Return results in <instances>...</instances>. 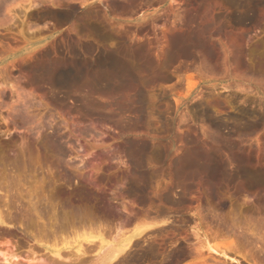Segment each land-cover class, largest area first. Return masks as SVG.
<instances>
[{
    "label": "rangeland",
    "instance_id": "374dc122",
    "mask_svg": "<svg viewBox=\"0 0 264 264\" xmlns=\"http://www.w3.org/2000/svg\"><path fill=\"white\" fill-rule=\"evenodd\" d=\"M12 150L51 238L3 230L0 260L264 264V0H0Z\"/></svg>",
    "mask_w": 264,
    "mask_h": 264
},
{
    "label": "bare ground",
    "instance_id": "6f19581e",
    "mask_svg": "<svg viewBox=\"0 0 264 264\" xmlns=\"http://www.w3.org/2000/svg\"><path fill=\"white\" fill-rule=\"evenodd\" d=\"M38 134H39V136H37V139H38V137H42V132L41 133H39L38 132ZM37 134V135H38ZM76 135V134H75ZM43 138V137H42ZM40 139V138H39ZM66 138H65V135L61 132V130H59V129H57V130H52V131H50L49 133H47V135H46V141L50 144V150H51V153H52V151H53V154L55 153L56 154V156H58V155H60V156H62L63 158H65L64 156H67L68 154H69V151L67 150V148L63 145V140H65ZM40 142H41V140H39ZM48 143H47V145H48ZM43 144H44V142H43ZM43 144H42V146H43ZM37 145V144H36ZM46 147V145L44 146V148ZM48 147V146H47ZM47 147L45 148V149H47ZM31 149V148H30ZM44 149V150H45ZM49 150V149H48ZM30 151V150H29ZM46 151V150H45ZM50 152V151H49ZM20 154L21 153H18V151H14V150H12V154H5L4 155V157H2L3 158V160L4 161H0V167L2 168V173L4 174H9L7 171H9V170H7L6 172H4L5 170H4V168H6V169H11L12 171H14V173L12 172V173H10V174H15L16 175V173H15V171L16 170H21V168L20 167H24V169L27 167L28 168V162L29 161H19L20 160ZM30 154V152H28V155ZM24 155V153H22V156ZM25 156V155H24ZM26 156H27V154H26ZM61 157V158H62ZM22 159V158H21ZM30 163V162H29ZM31 164V163H30ZM61 164V163H60ZM30 167L32 166V164L31 165H29ZM61 167H63V166H61ZM20 168V169H19ZM27 168L25 169V170H27ZM23 169V168H22ZM32 168H30V170H31ZM1 170V169H0ZM29 170V169H28ZM17 171V172H18ZM23 171V170H22ZM29 172V171H28ZM1 173V174H2ZM24 173V172H23ZM1 174H0V176H1ZM3 174H2V176H3ZM15 175H14V177H15ZM1 176V177H2ZM9 176V175H8ZM0 177V178H1ZM5 177V176H4ZM7 177V176H6ZM4 178L3 180L6 182V179L7 178ZM10 177H12V176H10ZM9 177V180H12L11 178ZM18 177V176H17ZM17 177H16V179H17ZM19 178V177H18ZM2 180V178L0 179V181H3ZM8 180V179H7ZM19 180V179H18ZM3 181V182H4ZM2 182V183H3ZM11 182V181H10ZM1 182H0V232L1 231H7V232H10V233H12L13 232V230H15V228H17V226L22 230V233H23V235L25 236V237H27V238H32L34 241H35V243H36V245H37V243L38 244H40V245H42V241L44 240V239H46V238H51V237H49V235L46 233L47 231L45 230V227H43V228H41L42 227V225L40 224V221H42V217H46V215H49L48 214V212H47V214L46 215H44L45 214V212H43V210H42V208L43 207H41V205L38 203V202H36L35 200V202H33V200L32 199H30L29 201H28V203L25 205V203L27 202H25L24 203V206H23V204H22V202H21V206H20V202L18 201V200H15L12 196H11V193L9 192V190H6L5 189V187L7 186L8 187V184H10L9 183V181H7V185L6 184H4V186H3V184H2ZM16 183H18L17 181H16ZM12 184V183H11ZM14 186V185H13ZM6 187V188H7ZM13 188V187H12ZM8 189V188H7ZM15 191V190H14ZM13 192V191H12ZM17 192V191H16ZM83 192V191H82ZM81 192V193H82ZM84 193V192H83ZM86 193V192H85ZM20 194V193H19ZM16 195V194H15ZM18 195V194H17ZM16 195V196H17ZM86 195H88V196H84L85 198H82V201L85 203H87V202H90L91 201V198H93L91 195L89 196V192L86 194ZM14 196V195H13ZM19 196H21V194L19 195ZM21 199L22 198H24V197H20ZM29 198V197H28ZM97 198H102V197H96V199ZM20 200V199H19ZM22 200H24V199H22ZM69 200V199H68ZM80 200V199H79ZM38 201V200H37ZM92 201H94V199L92 200ZM47 203V202H46ZM85 203V204H86ZM96 204L99 206V207H102V205L104 206L105 204H103V202H102V200H100V199H97L96 200ZM20 206L22 209L21 210H19L18 209V206ZM45 205H47V204H45ZM50 205V204H49ZM42 206H44V205H42ZM19 207V208H20ZM98 207V208H99ZM45 208V207H44ZM46 209V208H45ZM102 210H103V207L101 208ZM107 209V208H106ZM107 210H109V209H107ZM47 211V210H46ZM107 212V211H106ZM102 214V213H101ZM103 214H106V213H103ZM44 215V216H43ZM53 216H55V215H53ZM51 216H49L48 218H50ZM44 226V225H43ZM47 227V226H46ZM42 229H44V230H42ZM53 229V228H52ZM63 229V228H62ZM65 229V228H64ZM35 230H37V231H35ZM60 230V229H59ZM66 231V230H65ZM37 232V233H36ZM53 232V231H52ZM1 233H3V232H1ZM37 235H36V234ZM39 233V234H38ZM63 233V232H62ZM61 233V234H62ZM53 234H56V233H53ZM12 235V234H11ZM64 235V234H63ZM53 236V235H52ZM39 238V239H38ZM55 238H56V236H55ZM39 241H38V240ZM32 241V240H31ZM36 241H38V242H36ZM32 243V242H31ZM33 244V243H32ZM31 244V245H32ZM104 244V241H102L101 242V245H103ZM78 246V245H77ZM128 246H130L129 244L127 245V247ZM80 248H81V246H80V244H79V246L77 247V249L78 250H80ZM122 251H124V250H122ZM58 252V251H57ZM57 252H52L53 253V255H54V258H56V259H62L63 258V256L61 255V253H57ZM120 252H121V249H120ZM115 253V252H114ZM224 255H226L227 256V254H225V251H224V253H223ZM0 256H3V254H2V252L0 251ZM118 256V254H117V252H116V254H115V256H113V258L112 259H114V258H116ZM17 263H19V259H17V258H11V257H7V258H4V260H0V264H17Z\"/></svg>",
    "mask_w": 264,
    "mask_h": 264
}]
</instances>
